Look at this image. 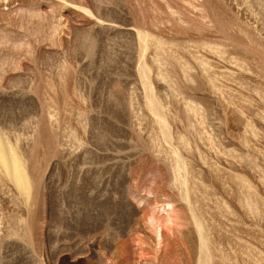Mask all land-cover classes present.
Segmentation results:
<instances>
[{"label": "rangeland", "instance_id": "1", "mask_svg": "<svg viewBox=\"0 0 264 264\" xmlns=\"http://www.w3.org/2000/svg\"><path fill=\"white\" fill-rule=\"evenodd\" d=\"M0 264H264V0H0Z\"/></svg>", "mask_w": 264, "mask_h": 264}]
</instances>
